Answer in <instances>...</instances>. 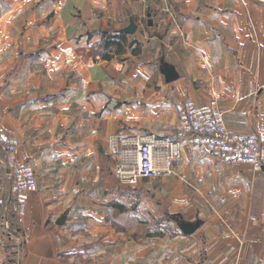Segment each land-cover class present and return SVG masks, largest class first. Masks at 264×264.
<instances>
[{"label":"crops","instance_id":"0c3cea01","mask_svg":"<svg viewBox=\"0 0 264 264\" xmlns=\"http://www.w3.org/2000/svg\"><path fill=\"white\" fill-rule=\"evenodd\" d=\"M186 98L264 140V0H0V133L20 141L10 163L0 145V178L28 161L37 181L22 215L3 193L0 264H264V168L195 144ZM143 138L159 164L165 139L181 157L128 184Z\"/></svg>","mask_w":264,"mask_h":264},{"label":"built area","instance_id":"2783aa9c","mask_svg":"<svg viewBox=\"0 0 264 264\" xmlns=\"http://www.w3.org/2000/svg\"><path fill=\"white\" fill-rule=\"evenodd\" d=\"M175 112L178 127L183 132L189 133L195 144L204 147L223 162L230 165L249 163L255 171H260L264 167V140L255 132L237 133L227 130L224 111L216 99L197 104L186 98L175 104ZM164 141L168 149L162 155V164L155 160L153 144L143 138L136 145V166L129 169L119 167V178L128 184H135L139 177L159 178L172 174L174 161L181 157L180 147L176 141L168 139ZM19 144L18 138L0 133V145L4 152L5 163L12 161ZM8 173L10 176L8 187L0 178V223L5 229L11 226L2 212L3 193L9 190L16 211L22 215L25 212L28 193L37 188L36 172L30 162L14 165ZM160 231L166 230L161 227ZM201 264L211 263L206 260Z\"/></svg>","mask_w":264,"mask_h":264},{"label":"trees","instance_id":"16d2710c","mask_svg":"<svg viewBox=\"0 0 264 264\" xmlns=\"http://www.w3.org/2000/svg\"><path fill=\"white\" fill-rule=\"evenodd\" d=\"M127 39V33H121L119 31L109 30L107 32L102 33V46L106 50L110 49V47H115L117 52L123 48ZM129 45H134L132 51L136 54L140 49V45L136 40L130 41ZM105 59H109V53H104L102 55Z\"/></svg>","mask_w":264,"mask_h":264},{"label":"water","instance_id":"95a60500","mask_svg":"<svg viewBox=\"0 0 264 264\" xmlns=\"http://www.w3.org/2000/svg\"><path fill=\"white\" fill-rule=\"evenodd\" d=\"M121 32L126 33H134L135 32V23L132 17L129 19V24L121 29ZM162 73H164L166 82H170L175 80L178 77V73H176L174 66L168 65L166 63L163 64ZM264 168V167H263ZM187 228V227H186ZM187 230H193V226L188 228Z\"/></svg>","mask_w":264,"mask_h":264}]
</instances>
